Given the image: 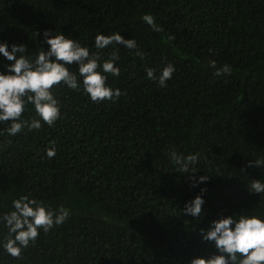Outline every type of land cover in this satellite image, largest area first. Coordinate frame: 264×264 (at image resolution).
Masks as SVG:
<instances>
[{"label": "trees", "instance_id": "1", "mask_svg": "<svg viewBox=\"0 0 264 264\" xmlns=\"http://www.w3.org/2000/svg\"><path fill=\"white\" fill-rule=\"evenodd\" d=\"M145 13L162 32L141 21ZM44 29L92 51L97 33L119 31L144 56L121 48V74L108 83L127 95L116 103L56 86L62 118L53 127L0 136V215L26 194L71 210L21 258L0 250V264H188L214 251L199 235L212 219L264 213V194L246 191L264 174L247 167L264 157V0H0V41L34 54ZM212 60L231 75H213ZM166 62L176 71L160 88L144 68ZM53 142L57 155L41 158ZM172 149L199 153L196 175L209 176L200 223L180 211L199 189L177 172Z\"/></svg>", "mask_w": 264, "mask_h": 264}, {"label": "clouds", "instance_id": "2", "mask_svg": "<svg viewBox=\"0 0 264 264\" xmlns=\"http://www.w3.org/2000/svg\"><path fill=\"white\" fill-rule=\"evenodd\" d=\"M141 21L153 32L163 31L150 13L143 14ZM40 36L43 38L34 54H28L29 48L23 43L0 41V57L11 62L0 67V124L5 125L0 128V136L16 137L25 130L39 131L45 124L53 127L62 118L60 101L53 93L56 86L81 93L92 103H116L121 96L127 95L126 91L108 83L109 76L115 78L121 74L117 64L121 48L137 57L144 56L136 39H125L119 31L108 35L97 33L92 45L96 51L62 31L44 29L36 33V37ZM105 49L109 51L102 53ZM209 67L215 70L213 75L217 77L232 73L229 64L217 67L215 60L209 61ZM175 71L172 62L158 68H144L145 78L160 88L168 86ZM26 113L34 115L26 119ZM56 155L53 142L45 147L41 158L52 159ZM169 156L178 173L188 174L189 187L199 189V194L185 201L180 211L183 216H190L200 223L207 212L203 206L209 179L208 175H196L195 166L200 162V154L185 156L172 149ZM247 167L264 169V157L249 160ZM246 191L258 197L264 194V174L250 179ZM10 207V211L0 215V225L6 229V235L0 239V250L16 259L36 244L41 232L49 233L63 225L71 215V210L64 205L52 208L27 194L13 199ZM199 235L201 242L211 244L214 251L207 256L196 255L188 264H264V213L251 214L249 210L221 214L206 228H200Z\"/></svg>", "mask_w": 264, "mask_h": 264}]
</instances>
